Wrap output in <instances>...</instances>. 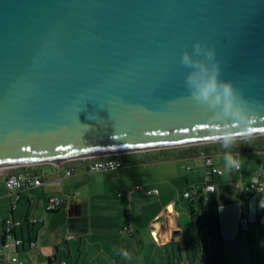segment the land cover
<instances>
[{"label": "water", "instance_id": "water-1", "mask_svg": "<svg viewBox=\"0 0 264 264\" xmlns=\"http://www.w3.org/2000/svg\"><path fill=\"white\" fill-rule=\"evenodd\" d=\"M185 53L207 76L219 64L249 121L192 99L187 78L206 77ZM225 132L264 136V0H0V178Z\"/></svg>", "mask_w": 264, "mask_h": 264}, {"label": "crops", "instance_id": "crops-1", "mask_svg": "<svg viewBox=\"0 0 264 264\" xmlns=\"http://www.w3.org/2000/svg\"><path fill=\"white\" fill-rule=\"evenodd\" d=\"M206 155L223 175L215 179L216 193L209 202L192 205L183 194L204 187ZM226 155L239 162L240 170L229 166ZM118 158L125 168L90 174L87 163L80 162L70 177L65 176L69 165L39 163L8 170L0 178L1 246L4 222L12 217L21 224L14 233L23 241L18 252H12L26 264H68L63 260L79 264L75 253L81 248L88 254L85 264H156L158 258L165 264H225L227 243L244 240L252 252L249 264H264V193L237 188L238 184L247 188L253 178L264 182V136L235 139L227 146L220 141ZM13 173L38 176L43 185L9 198L5 178ZM137 186L142 190L136 191ZM155 189L159 195L147 193ZM68 196L64 208L46 211L50 199ZM81 226L82 232L68 240ZM85 236L95 240L86 242ZM30 242L36 247L31 249ZM92 247L97 249L90 257ZM234 250L243 259L244 253Z\"/></svg>", "mask_w": 264, "mask_h": 264}, {"label": "built area", "instance_id": "built-area-1", "mask_svg": "<svg viewBox=\"0 0 264 264\" xmlns=\"http://www.w3.org/2000/svg\"><path fill=\"white\" fill-rule=\"evenodd\" d=\"M118 157L119 156L117 155L69 161L64 162L62 165H60V167L63 165H69V168L65 172L66 177H70L74 174V171L76 169V163L80 162L87 163L86 171L90 174L98 172L116 171L123 169L125 166L123 161H121ZM203 160L204 187L202 189L189 190L183 194V198L189 201L192 205L204 204L206 202H209L210 196L216 193L215 179L223 175V171L219 167H217V165H215L214 160L211 156H203ZM236 169L240 170V166ZM41 185H43V181L40 177L27 175L25 173H13L6 176L5 178V187L7 189L9 198H11L14 194H19L23 191H29L38 188ZM237 188L241 191H246L249 193L252 190L264 193V182L261 181L259 178H253L247 188H244L241 184H238ZM135 189L136 191H140L142 190V187L137 186ZM147 193L150 195H159V191L157 189L153 191H148ZM131 194L132 192H130V194L127 196L129 200L131 199ZM249 195L245 198V200L249 199ZM69 198L70 196L56 197L50 199L46 205V211L48 213H54L61 210L62 208H64ZM37 222V220L32 221L33 224H36ZM4 225L6 231L3 237V247L0 248V264H26L19 258L17 254L19 247L23 244V241L16 238L14 233L15 229L20 227L21 224L19 222H16L12 217H9L4 222ZM262 239L264 241V232L262 233ZM35 247L36 244L34 242H30V248L33 249ZM12 251L17 252L14 254Z\"/></svg>", "mask_w": 264, "mask_h": 264}, {"label": "clouds", "instance_id": "clouds-1", "mask_svg": "<svg viewBox=\"0 0 264 264\" xmlns=\"http://www.w3.org/2000/svg\"><path fill=\"white\" fill-rule=\"evenodd\" d=\"M194 49L197 54L203 52L204 56L209 61L215 60L216 52L214 48H208L207 45H203L200 41L194 44ZM181 63L186 67L199 69V71L205 74V77L200 83H196V73L194 72L187 78L186 83L189 85L196 84L194 91L190 90V94L193 100L202 105H207L209 108H215L223 101V111L226 115L232 118V121L237 126L240 125L241 120L249 121V117L244 113L242 106L236 104L235 89L230 81L220 82L218 75L220 72L219 64H214L210 76H207L208 69L203 63L193 62L190 60L187 53L181 57ZM251 122V121H250ZM221 139L225 142V145L229 144L236 139L231 133H223ZM224 159L228 162L229 166L239 168V163L230 155H226ZM264 206V204H262ZM125 257L129 254L124 251L122 253Z\"/></svg>", "mask_w": 264, "mask_h": 264}, {"label": "rangeland", "instance_id": "rangeland-1", "mask_svg": "<svg viewBox=\"0 0 264 264\" xmlns=\"http://www.w3.org/2000/svg\"><path fill=\"white\" fill-rule=\"evenodd\" d=\"M170 149H175V148H170ZM166 150H168V149H166ZM166 150H161V151L164 152ZM127 154H129V153H127ZM125 167L126 166H124V168ZM4 212H5V210H4ZM2 217H3V211L0 208V222H1L0 224H1V228H2V225H3V223H2V221H3ZM186 219L188 220V222H190V219H189L188 216L186 217ZM84 223H85V225L87 227V221H84ZM81 232H82V226H81L80 230H77V231L75 230L74 232H72V236L71 237L69 236L70 239H68V240H72L73 239V237H74L73 236L74 235L73 233L78 234V233H81ZM88 239L95 240V237L94 236L93 237H86L85 236L84 240L86 242L88 241ZM244 239H247V238L244 236ZM260 242H261V240H260ZM242 244L243 245H246V246L243 247ZM63 246H65V244ZM0 247H2L1 244H0ZM128 247H129V244H128ZM235 248H238L239 250H241L244 253L243 254L244 255L243 259L244 260L242 258H239L237 255H235L233 253L234 251H236V250H234ZM96 249H97L96 247H92L91 248V253L89 255L90 257L96 252ZM226 250H227V255H226V258H225V264H243V261H247V264L250 263V256L252 255V252H251V249H250V246H249V242L248 241H246V240H244V241H237L236 244L227 243ZM76 251L79 252L80 254L83 253L82 255H80L77 252L75 253L76 254V258H79L80 259V263L79 264H85L86 255H88V254L85 253L84 248H81L80 250L76 249ZM31 254H37V252L33 251ZM245 257H247V258H245ZM63 261L66 262V263H68V264H71V261H69V260H63ZM47 263H48V261L45 262L44 264H47ZM102 263L105 264V262H102ZM96 264H99V262H97ZM106 264H114V263L113 262H106ZM118 264H120V261H119ZM156 264H165V263H164V260L163 259L161 260L160 258H158L157 261H156Z\"/></svg>", "mask_w": 264, "mask_h": 264}, {"label": "trees", "instance_id": "trees-1", "mask_svg": "<svg viewBox=\"0 0 264 264\" xmlns=\"http://www.w3.org/2000/svg\"><path fill=\"white\" fill-rule=\"evenodd\" d=\"M245 201H247V200H245Z\"/></svg>", "mask_w": 264, "mask_h": 264}]
</instances>
